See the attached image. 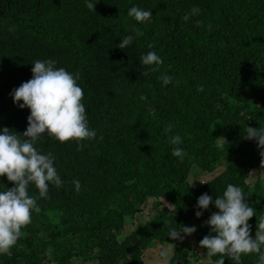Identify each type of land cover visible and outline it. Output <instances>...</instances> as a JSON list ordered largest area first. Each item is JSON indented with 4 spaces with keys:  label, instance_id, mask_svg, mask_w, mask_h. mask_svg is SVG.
I'll list each match as a JSON object with an SVG mask.
<instances>
[{
    "label": "trees",
    "instance_id": "trees-1",
    "mask_svg": "<svg viewBox=\"0 0 264 264\" xmlns=\"http://www.w3.org/2000/svg\"><path fill=\"white\" fill-rule=\"evenodd\" d=\"M133 6L150 10L151 21L130 17ZM193 6L199 14L184 22ZM129 35L133 42L119 48ZM149 51L163 64L145 77L155 67L140 63ZM37 59L80 74L82 103L97 135L82 141L80 151L76 141L61 143L46 133L36 142L42 154H53L64 183L50 184L47 199L29 186L40 212H32L0 264H144V252L157 241L177 245L169 264H196L200 253L204 264H216L220 254L207 255L199 241L215 235L206 221L219 210L212 203L200 217L195 213L199 196L207 193L214 202L228 184L242 188L256 210L249 220L255 238L264 221V149L244 134L247 127L264 128V0H99L95 11L86 0H0V130L26 131L30 109L18 107L10 93L31 79ZM162 74L172 83L163 85ZM176 134L182 161L169 143ZM207 175L206 183L190 182ZM13 186L0 177V191ZM152 199V220L125 234ZM193 225L196 231L181 233L183 240L168 236L169 228ZM193 235L196 245L186 246ZM240 264H259V254H242Z\"/></svg>",
    "mask_w": 264,
    "mask_h": 264
},
{
    "label": "clouds",
    "instance_id": "clouds-1",
    "mask_svg": "<svg viewBox=\"0 0 264 264\" xmlns=\"http://www.w3.org/2000/svg\"><path fill=\"white\" fill-rule=\"evenodd\" d=\"M98 2L99 0L97 2L86 0V7L90 11H95ZM199 12L200 8L193 6L182 20L187 22ZM128 15L137 22L145 23L151 21L152 12L133 6L129 9ZM195 23L197 27L203 26V21L197 20ZM208 27L211 30L210 24ZM9 31H15V28L12 27ZM132 42L133 37L129 35L120 40L117 46L125 49ZM148 47L152 48L153 45L149 44ZM140 63L146 66L155 65L141 73L147 77L149 72L159 70L163 59L155 52L149 51L140 58ZM56 64L53 59L33 61L31 79L22 82L10 93L18 107L30 109V115L27 117V129L23 133L8 127L0 130V177L6 176L8 181L14 182L13 187L0 191V254L9 253L22 235L21 229L32 222V212H40L37 198L29 195V186L34 184L38 189L39 197L47 199L50 184L60 188L64 183L54 167L53 154L51 152L42 154L35 147L36 142L43 139L46 133L61 143L76 141L77 150L80 151L85 147L82 141L92 140L97 135L96 131L89 127L86 109L82 103L84 92L77 83L80 74L70 73L63 67L57 68ZM159 79L163 85L173 81V77L168 74H162ZM203 91L204 86L199 85L197 92ZM140 99L146 100L147 97L141 95ZM171 130V124L164 129L166 133ZM244 138L255 140L257 146L264 149V128L247 127ZM100 139L102 140L103 136ZM169 143L176 146L173 147L172 155L182 161L184 150L177 146L183 143L181 136L179 134L170 136ZM260 155L261 165L264 166V151H261ZM72 183L75 185V191L79 192L80 181L74 180ZM201 183L206 182L201 181ZM245 195L242 188L228 184L223 196H217L214 202L213 197L207 193L198 197L197 208L200 211H196L197 217H200L202 210H207L212 203L219 210L213 212L206 221L215 235H205L199 241L200 247L207 249V255L220 254L221 259L217 260L216 264H225V257L240 264L241 255L250 253L259 254V264H264V251H262L264 221L257 224L258 228L253 238L250 234L249 220L255 215L256 210L246 202ZM195 231L194 225L179 226V228H169L168 236L174 240H183L185 236L181 233L191 235ZM171 253V249L165 248L160 250L159 256L167 261ZM197 258L199 260L196 264H204L202 256L197 255Z\"/></svg>",
    "mask_w": 264,
    "mask_h": 264
},
{
    "label": "rangeland",
    "instance_id": "rangeland-1",
    "mask_svg": "<svg viewBox=\"0 0 264 264\" xmlns=\"http://www.w3.org/2000/svg\"><path fill=\"white\" fill-rule=\"evenodd\" d=\"M224 142H225L224 139L221 140L219 142V145H223ZM223 170H224V167H221L215 172H219L220 173ZM260 170H262L261 171V178L263 179L264 178V168L260 169ZM257 172L258 171L255 170V171H253L251 173V178L248 179L250 185H252L253 181L256 179ZM210 177H211V175H207V176H205L203 178H192V179H190V182H191V184H193V183H196V180L205 181V180H208ZM162 200H163L164 203L168 204V201H166L165 199H162ZM154 202H155V200L152 199L151 202L149 203V206L144 208L143 212L141 214L137 215L135 221H133V222H131V223H129L127 225L125 234L130 235L135 229L140 228V226H143L144 224L149 223L152 220V218L154 217V214H155V211L153 209V203ZM170 206L172 207V205H170ZM207 227L209 229H211V227L209 225H207ZM187 238L189 240H191L192 245L191 244H187L186 246L194 247L196 245V243L193 240V239H195L194 235L193 236H189ZM165 248H169V249L172 250L171 256H170V258L167 261H165L163 258H161L159 256L160 250L161 249H165ZM176 248H177V245H175V244H173L171 246L170 245H163L162 242L158 241L156 246H152L151 248L147 249L146 252H144V257H143L144 258V263H146V264H168L173 259L174 253L176 251ZM200 254H199V256H201ZM185 259H191V260L193 259L192 263H194V260H195V258H192L191 256L190 257L188 256ZM199 264H202V263H199Z\"/></svg>",
    "mask_w": 264,
    "mask_h": 264
}]
</instances>
